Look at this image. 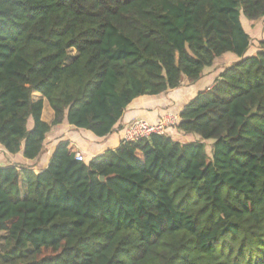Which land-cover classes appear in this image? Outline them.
Returning <instances> with one entry per match:
<instances>
[{
  "label": "trees",
  "instance_id": "1",
  "mask_svg": "<svg viewBox=\"0 0 264 264\" xmlns=\"http://www.w3.org/2000/svg\"><path fill=\"white\" fill-rule=\"evenodd\" d=\"M243 17L264 0H0V146L26 161L0 165V264H264V38L248 55ZM227 53L167 133L33 166L53 128L106 138Z\"/></svg>",
  "mask_w": 264,
  "mask_h": 264
},
{
  "label": "crops",
  "instance_id": "2",
  "mask_svg": "<svg viewBox=\"0 0 264 264\" xmlns=\"http://www.w3.org/2000/svg\"><path fill=\"white\" fill-rule=\"evenodd\" d=\"M237 59L238 57L232 56V58L229 60V62H226V64L213 65L207 68L204 76L194 84H185L177 90L168 91L158 96L143 95L136 98L127 108L118 131L106 138H99L94 135L92 137V135L86 133L85 130L74 131L76 129H74L73 126H70L67 121L64 122L60 127H57L59 131L53 137L54 140L49 147L44 167L47 166L54 147L60 140L69 139L78 152L83 153L86 159H90L100 153H103L107 149L116 148L122 141L124 129L133 120L142 118L154 123L157 122V120L168 111L180 114L185 104H187L200 90L212 86L215 79L219 76L223 69ZM45 113L48 114V117H45ZM43 119L48 123H51L54 119V110L46 99L44 100ZM170 130V133L173 135L180 133L183 135V133L179 130ZM188 136H190V138L196 139V137L193 135ZM9 156L14 155L8 153L3 147L0 146V165H8L13 162L26 163V161L22 159V153H19L17 159L12 160V162L2 161L1 157L6 158Z\"/></svg>",
  "mask_w": 264,
  "mask_h": 264
},
{
  "label": "rangeland",
  "instance_id": "3",
  "mask_svg": "<svg viewBox=\"0 0 264 264\" xmlns=\"http://www.w3.org/2000/svg\"><path fill=\"white\" fill-rule=\"evenodd\" d=\"M243 19V23H244V26L246 28V30L251 34V37H252V40H253V46L252 48L249 50L248 52V55H252V54H255L259 48V42L264 38V17L259 19V20H256V21H249L248 19L246 18H242ZM73 54V52H72ZM231 55V56H230ZM233 57H237L235 54L233 53H227L219 58L216 59L214 65H218V64H226V62H229V60ZM204 79H207V78H204ZM45 117H48V114L45 113ZM76 130L74 131H80L81 129H77V128H74ZM58 129L57 128H53L51 130V132L49 133L48 135V144H47V151H45V153L42 155L41 158L37 159L33 166L36 168V169H40V168H43L44 165H45V160H46V157H47V153L49 151V147L50 145L52 144L53 140H54V136L56 135V133H58ZM83 131V130H81ZM86 133H88L89 135L91 134L92 137L94 134H92L91 132L85 130ZM81 133H84V132H81ZM192 135V134H191ZM174 136L179 139L180 141H188V140H195V138H190V136L188 135H182L181 133L180 134H174ZM194 137H196V140H200V136L198 134H194L193 135ZM211 144H212V141L208 140L207 141V149L209 152H211ZM19 154V153H18ZM18 154H16V156H9V157H6V158H3L1 157L2 161L3 162H12V160L14 159H17L18 157ZM21 154V153H20ZM22 159L25 160V158L22 157ZM1 246L4 245V239L1 240Z\"/></svg>",
  "mask_w": 264,
  "mask_h": 264
},
{
  "label": "built area",
  "instance_id": "4",
  "mask_svg": "<svg viewBox=\"0 0 264 264\" xmlns=\"http://www.w3.org/2000/svg\"><path fill=\"white\" fill-rule=\"evenodd\" d=\"M179 122V114L168 111L163 114L157 122L151 123L145 119L138 118L130 122L123 134L124 142H136L141 139H149L155 134H164L169 128L176 127ZM77 160H84L85 155L81 152L76 154Z\"/></svg>",
  "mask_w": 264,
  "mask_h": 264
},
{
  "label": "water",
  "instance_id": "5",
  "mask_svg": "<svg viewBox=\"0 0 264 264\" xmlns=\"http://www.w3.org/2000/svg\"><path fill=\"white\" fill-rule=\"evenodd\" d=\"M102 179H103V177H102Z\"/></svg>",
  "mask_w": 264,
  "mask_h": 264
}]
</instances>
